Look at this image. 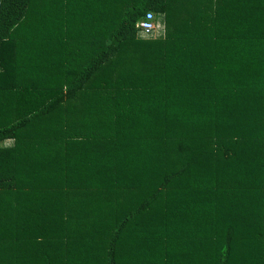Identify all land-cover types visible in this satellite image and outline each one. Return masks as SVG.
Here are the masks:
<instances>
[{"label":"trees","instance_id":"1","mask_svg":"<svg viewBox=\"0 0 264 264\" xmlns=\"http://www.w3.org/2000/svg\"><path fill=\"white\" fill-rule=\"evenodd\" d=\"M0 264H264V0H0Z\"/></svg>","mask_w":264,"mask_h":264},{"label":"built area","instance_id":"2","mask_svg":"<svg viewBox=\"0 0 264 264\" xmlns=\"http://www.w3.org/2000/svg\"><path fill=\"white\" fill-rule=\"evenodd\" d=\"M137 29L144 34L154 31V15L151 12L146 13L143 20L137 24Z\"/></svg>","mask_w":264,"mask_h":264}]
</instances>
